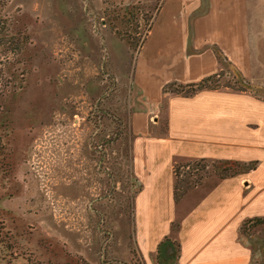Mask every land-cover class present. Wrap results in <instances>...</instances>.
Segmentation results:
<instances>
[{"label": "rangeland", "instance_id": "rangeland-1", "mask_svg": "<svg viewBox=\"0 0 264 264\" xmlns=\"http://www.w3.org/2000/svg\"><path fill=\"white\" fill-rule=\"evenodd\" d=\"M163 1L7 2L12 39L0 44V221L11 246L0 242V264H144L129 124L146 100L136 73ZM212 50L220 67L209 85L231 89L239 74L248 92L264 96L263 84L246 78L219 47ZM169 85L161 91L176 94ZM241 235L251 264H264V219L244 222ZM175 242L156 249L154 264H176Z\"/></svg>", "mask_w": 264, "mask_h": 264}, {"label": "crops", "instance_id": "crops-1", "mask_svg": "<svg viewBox=\"0 0 264 264\" xmlns=\"http://www.w3.org/2000/svg\"><path fill=\"white\" fill-rule=\"evenodd\" d=\"M213 46L264 85V0H164L154 17L136 73L146 100L129 124L131 169L141 180L133 208L144 264H154L165 237L179 244L176 264H251L241 227L264 219V96L225 88L191 96L161 91L215 74ZM196 158L256 164L224 178L211 175L175 201L173 165ZM150 216L164 222L151 227Z\"/></svg>", "mask_w": 264, "mask_h": 264}, {"label": "trees", "instance_id": "trees-1", "mask_svg": "<svg viewBox=\"0 0 264 264\" xmlns=\"http://www.w3.org/2000/svg\"><path fill=\"white\" fill-rule=\"evenodd\" d=\"M9 0H0V44H2L3 40L6 38L12 39V37H8L10 31V22L7 20L6 16L3 13V10ZM230 64V63H229ZM236 74V73H235ZM219 75V74H218ZM238 84L236 87H231L234 90H247L246 85L243 83V78L240 77L239 74H236ZM212 76L205 77L198 82L189 83L185 85H175L170 84L167 86L171 88L172 86H176L172 91L176 94L182 96H191L198 91L204 89H214L218 87H212L209 85ZM241 79V80H240ZM243 80V82H241ZM231 164V167H225V164ZM256 162L250 163H237L231 161H218V160H209L206 158H196L187 160L185 162H177L173 165V198L175 201L179 200L183 197L190 189L198 186L201 182L211 175H215L218 178H224L227 176H231L237 173V167H241L244 171H249L255 167ZM208 168H211L210 170ZM254 220L258 221L259 218H255ZM252 221V220H251ZM3 223L0 221V242H6V247L11 246L9 241L8 231L4 230L2 225ZM168 242L171 241L168 237H165L157 246V251L163 247ZM176 245V258L178 257L179 252V244L177 242L174 243ZM31 264H35L36 260H29ZM35 262V263H34ZM40 264V263H37Z\"/></svg>", "mask_w": 264, "mask_h": 264}]
</instances>
